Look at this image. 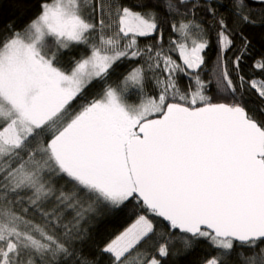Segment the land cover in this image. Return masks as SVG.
<instances>
[{
  "label": "snow or ice",
  "instance_id": "1",
  "mask_svg": "<svg viewBox=\"0 0 264 264\" xmlns=\"http://www.w3.org/2000/svg\"><path fill=\"white\" fill-rule=\"evenodd\" d=\"M17 6L0 20V264H178L201 245L195 264H264V0Z\"/></svg>",
  "mask_w": 264,
  "mask_h": 264
},
{
  "label": "trees",
  "instance_id": "2",
  "mask_svg": "<svg viewBox=\"0 0 264 264\" xmlns=\"http://www.w3.org/2000/svg\"><path fill=\"white\" fill-rule=\"evenodd\" d=\"M23 17L24 11L17 6V0H0V20H10L11 22L21 23ZM252 32L255 35V43L257 45V49L259 50L261 43H264V41L261 40V37L264 36V29H260L257 27L252 29ZM214 51L215 49H213V53ZM248 65L249 67H246L245 71L247 74H251V59H249ZM123 71H126V67L122 65L115 75L119 76ZM129 222L130 217H128L127 215H121L119 217L108 219L104 222V225L101 229L103 238L106 239L109 235L118 233L124 227H126ZM209 250L210 249H208L207 245H201L192 255L180 257L178 260V264H195L197 257L203 256V254ZM91 251L92 249H90V247H85L86 254H89Z\"/></svg>",
  "mask_w": 264,
  "mask_h": 264
}]
</instances>
